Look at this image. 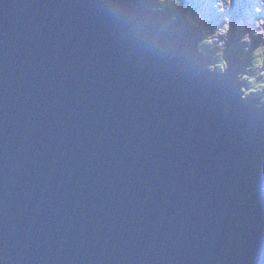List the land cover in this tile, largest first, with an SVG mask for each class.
<instances>
[{"label": "water", "instance_id": "95a60500", "mask_svg": "<svg viewBox=\"0 0 264 264\" xmlns=\"http://www.w3.org/2000/svg\"><path fill=\"white\" fill-rule=\"evenodd\" d=\"M188 4L0 0L5 264H264V100Z\"/></svg>", "mask_w": 264, "mask_h": 264}, {"label": "rangeland", "instance_id": "374dc122", "mask_svg": "<svg viewBox=\"0 0 264 264\" xmlns=\"http://www.w3.org/2000/svg\"><path fill=\"white\" fill-rule=\"evenodd\" d=\"M188 2L195 7V18L201 21L200 26L205 27V35L199 44V49L202 53H209L215 57L213 59L211 56V67L213 69L217 66L218 70H222L220 67L222 59L220 58L225 56L224 52L226 51L234 52L235 50L239 57H243V48L247 45H242L240 40L244 33H253V43L251 45L253 48L259 46L261 40H264V36L255 35V33L262 31L258 22L264 21V0H232L231 5L227 3V0H223L219 7L217 6L218 0H188ZM159 4L164 6L175 5L171 0H161ZM225 24H228L227 30H224ZM208 26L210 29H207ZM255 74L254 71L247 73L249 76ZM246 83L247 87L254 86L249 81H246ZM244 96L245 98L260 97L258 95H247L245 92Z\"/></svg>", "mask_w": 264, "mask_h": 264}, {"label": "clouds", "instance_id": "9594fccd", "mask_svg": "<svg viewBox=\"0 0 264 264\" xmlns=\"http://www.w3.org/2000/svg\"><path fill=\"white\" fill-rule=\"evenodd\" d=\"M188 1V0H187ZM161 0H158V3H160ZM171 2H174L175 5H169L168 7H174V6H177L178 4H181L182 3V0H171ZM223 3V0H218V7L220 4ZM227 3L229 5L232 4V0H227ZM168 5V4H166ZM194 9V10H193ZM221 10L223 11V9L221 8ZM195 7H193V5L191 3L188 4L187 6V9H186V16L187 18L191 21L192 24L196 25V26H199L200 29H201V40L203 38V36L205 35L204 32H205V27L203 26H200V24H197L196 23V18H195ZM228 19V18H226ZM258 24L261 26L262 28V31L260 33H255V35H261V36H264V27H262V25H264V21H259ZM207 29H210L209 26L207 27ZM228 29V24H225L224 25V30H227ZM252 36H253V33L252 32H246L244 33V35L241 37V44L242 45H247L246 47L243 48V59L245 61V64H246V67L237 75V79L241 82L244 83V86L246 87H243L242 88V91H243V97L244 96V92L247 94V95H258L260 97H256V96H253V97H246L248 99H257V100H264V40H261V42L259 43V46L253 48L251 45L253 43L252 41ZM226 39H227V35H226ZM200 40V42H201ZM199 42V44H200ZM199 44H198V47H197V50L199 51V53L201 54V56L207 58L208 60V63H209V68L213 71V72H223V73H226L229 69V64H228V61L225 59L227 58V56L229 55V53L231 52H228L226 51L224 53V58H220V59H223L222 60V64L220 65L221 69L222 70H218L217 66H215V69H213L211 67V56L212 58L214 59L215 57L209 53L207 54H204L200 51L199 49ZM235 52V50H234ZM217 55V54H216ZM238 56V55H237ZM250 61V63H249ZM226 70V71H224ZM249 71H254L256 74L255 75H247V73ZM246 81H249L251 85H254L252 87H247V83ZM259 81V82H257ZM255 107L258 109V110H264V103L262 104H259V105H255ZM0 264H5V261L4 259L0 258Z\"/></svg>", "mask_w": 264, "mask_h": 264}, {"label": "trees", "instance_id": "16d2710c", "mask_svg": "<svg viewBox=\"0 0 264 264\" xmlns=\"http://www.w3.org/2000/svg\"><path fill=\"white\" fill-rule=\"evenodd\" d=\"M193 10H194V9H193ZM196 23H197V24H201V21H198V20H197ZM224 53H225V52H224ZM222 57H224V56H222ZM222 60H223V59H222ZM260 98H261V97H260Z\"/></svg>", "mask_w": 264, "mask_h": 264}, {"label": "bare ground", "instance_id": "6f19581e", "mask_svg": "<svg viewBox=\"0 0 264 264\" xmlns=\"http://www.w3.org/2000/svg\"><path fill=\"white\" fill-rule=\"evenodd\" d=\"M201 1V0H200ZM186 18V20H188V18L187 17H185ZM245 98V97H244Z\"/></svg>", "mask_w": 264, "mask_h": 264}]
</instances>
